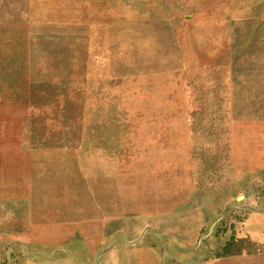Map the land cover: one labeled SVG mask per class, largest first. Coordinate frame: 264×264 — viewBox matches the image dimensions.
Listing matches in <instances>:
<instances>
[{
  "label": "rangeland",
  "instance_id": "1",
  "mask_svg": "<svg viewBox=\"0 0 264 264\" xmlns=\"http://www.w3.org/2000/svg\"><path fill=\"white\" fill-rule=\"evenodd\" d=\"M0 264H264V0H0Z\"/></svg>",
  "mask_w": 264,
  "mask_h": 264
}]
</instances>
